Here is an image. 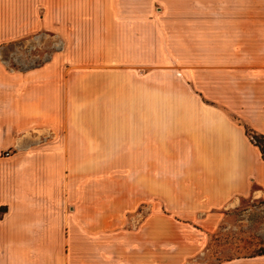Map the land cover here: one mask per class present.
Masks as SVG:
<instances>
[{
    "label": "crops",
    "instance_id": "1",
    "mask_svg": "<svg viewBox=\"0 0 264 264\" xmlns=\"http://www.w3.org/2000/svg\"><path fill=\"white\" fill-rule=\"evenodd\" d=\"M38 31L44 63L0 60V264H205L144 233L264 202V0H0V48Z\"/></svg>",
    "mask_w": 264,
    "mask_h": 264
},
{
    "label": "rangeland",
    "instance_id": "2",
    "mask_svg": "<svg viewBox=\"0 0 264 264\" xmlns=\"http://www.w3.org/2000/svg\"><path fill=\"white\" fill-rule=\"evenodd\" d=\"M175 34H186L188 28L192 33H198L201 30L197 25L185 26L177 25ZM189 29V31H190ZM58 41L53 36L38 31L25 38L18 39L13 44H6L0 48V60L6 65L23 67L30 65H39L48 59L50 53L57 49ZM6 152L9 153L7 150ZM97 184L96 191L98 193H113L114 198L116 194L119 197L121 185L105 183V170L98 168L97 170ZM119 203V201H116ZM135 203V202H134ZM128 212L127 219H124L125 229L135 231L136 227L142 224H152V218H148L145 214L138 212L135 207ZM139 213H141L139 215ZM126 218V217H125ZM161 224L170 223L161 218ZM177 223V222H171ZM196 224L194 222H185L184 225ZM178 224V223H177ZM213 230L211 232H193L190 233L178 230L175 233L162 232L154 234L155 238L150 239L148 235L150 229H146L148 234L144 233L145 245H151L154 241L160 240L158 255L169 256L173 255L176 250L177 257H186L193 254L194 257L204 260L205 264H213L225 259L250 256L253 254L264 253V202L256 200H243L238 206L230 207L226 210L225 215L213 218ZM123 228V229H124ZM190 234L199 235V247L192 249L189 243ZM190 235V236H189ZM171 248V249H169Z\"/></svg>",
    "mask_w": 264,
    "mask_h": 264
},
{
    "label": "trees",
    "instance_id": "3",
    "mask_svg": "<svg viewBox=\"0 0 264 264\" xmlns=\"http://www.w3.org/2000/svg\"><path fill=\"white\" fill-rule=\"evenodd\" d=\"M245 131L251 136L253 142L259 147L262 155H264V137L261 135L254 134L250 129L245 128Z\"/></svg>",
    "mask_w": 264,
    "mask_h": 264
},
{
    "label": "built area",
    "instance_id": "4",
    "mask_svg": "<svg viewBox=\"0 0 264 264\" xmlns=\"http://www.w3.org/2000/svg\"><path fill=\"white\" fill-rule=\"evenodd\" d=\"M250 138H251V136H250ZM251 140H253V139L251 138Z\"/></svg>",
    "mask_w": 264,
    "mask_h": 264
}]
</instances>
